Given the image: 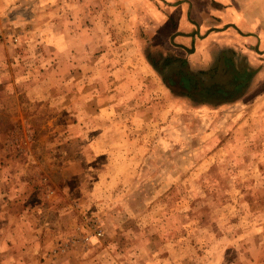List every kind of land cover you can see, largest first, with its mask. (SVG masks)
Returning a JSON list of instances; mask_svg holds the SVG:
<instances>
[{"label":"rangeland","instance_id":"1","mask_svg":"<svg viewBox=\"0 0 264 264\" xmlns=\"http://www.w3.org/2000/svg\"><path fill=\"white\" fill-rule=\"evenodd\" d=\"M21 2L0 0V264H264V99L173 101L135 45L103 57Z\"/></svg>","mask_w":264,"mask_h":264},{"label":"crops","instance_id":"2","mask_svg":"<svg viewBox=\"0 0 264 264\" xmlns=\"http://www.w3.org/2000/svg\"><path fill=\"white\" fill-rule=\"evenodd\" d=\"M15 1H22L20 5L26 2L24 7L36 15L35 19L48 22L51 28L58 14L61 25L65 20V25L76 21L79 42L116 45L114 49L109 45L110 54L106 51L103 57L122 59L118 53L130 48L129 44L135 45L138 50L133 58L138 59L142 73L155 75L173 101L184 100L194 107L214 105L212 99L172 93L161 77L170 75L169 69L174 74L196 76L194 83L199 81V89L225 91L233 96L216 107L241 104L248 97L254 102L264 99V36L258 32L264 28V0ZM104 28L109 30L107 40ZM61 37L66 39L69 33ZM158 61L164 62L161 71L153 66ZM213 85L217 87L212 89Z\"/></svg>","mask_w":264,"mask_h":264},{"label":"trees","instance_id":"3","mask_svg":"<svg viewBox=\"0 0 264 264\" xmlns=\"http://www.w3.org/2000/svg\"><path fill=\"white\" fill-rule=\"evenodd\" d=\"M160 62L158 61L157 63H154L153 62V66L155 67V69H159V67L161 68H164V62H162V64H159ZM165 63H167L165 61ZM168 65V64H167ZM161 71V70H160ZM168 72L170 73V75H162V79L165 83V85L170 89V91L172 93H174L175 95H185L187 97H191V98H197V99H207V100H213L212 103H214L213 107H216V104L219 103V102H222L223 100H226L225 98H228V97H233V96H230L227 94H225V91H220V90H212V91H209V90H203V89H199V86L200 84L199 81H197V84L194 83L196 82V79L197 78L196 76H193V75H190L188 73L184 74V73H181L180 75L178 74H174L172 73V70L169 69ZM160 75V76H161ZM193 79V83L190 82V80ZM174 84V85H172ZM173 86V87H172ZM177 86H183L182 88V92H178V90H174L175 87ZM217 85H213L212 89L213 88H216ZM237 93V92H235Z\"/></svg>","mask_w":264,"mask_h":264},{"label":"bare ground","instance_id":"4","mask_svg":"<svg viewBox=\"0 0 264 264\" xmlns=\"http://www.w3.org/2000/svg\"><path fill=\"white\" fill-rule=\"evenodd\" d=\"M258 32H259L262 36H264V28H260V29L258 30Z\"/></svg>","mask_w":264,"mask_h":264}]
</instances>
